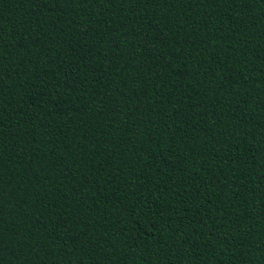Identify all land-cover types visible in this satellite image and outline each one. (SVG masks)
Instances as JSON below:
<instances>
[{
    "label": "trees",
    "instance_id": "1",
    "mask_svg": "<svg viewBox=\"0 0 264 264\" xmlns=\"http://www.w3.org/2000/svg\"><path fill=\"white\" fill-rule=\"evenodd\" d=\"M0 264H264V0H0Z\"/></svg>",
    "mask_w": 264,
    "mask_h": 264
}]
</instances>
